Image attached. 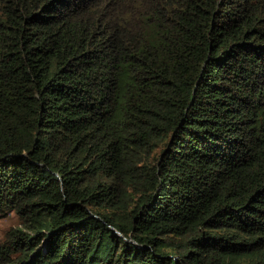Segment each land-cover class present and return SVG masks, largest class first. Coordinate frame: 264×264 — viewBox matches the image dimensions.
<instances>
[{
    "label": "trees",
    "instance_id": "16d2710c",
    "mask_svg": "<svg viewBox=\"0 0 264 264\" xmlns=\"http://www.w3.org/2000/svg\"><path fill=\"white\" fill-rule=\"evenodd\" d=\"M0 264H264V0H0Z\"/></svg>",
    "mask_w": 264,
    "mask_h": 264
},
{
    "label": "rangeland",
    "instance_id": "374dc122",
    "mask_svg": "<svg viewBox=\"0 0 264 264\" xmlns=\"http://www.w3.org/2000/svg\"><path fill=\"white\" fill-rule=\"evenodd\" d=\"M15 223H16V217L13 212H9L4 216H0V234L1 231L5 229L7 226Z\"/></svg>",
    "mask_w": 264,
    "mask_h": 264
}]
</instances>
